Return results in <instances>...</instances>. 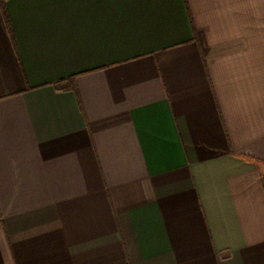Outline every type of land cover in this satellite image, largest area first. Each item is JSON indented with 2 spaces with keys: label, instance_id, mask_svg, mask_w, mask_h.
Returning <instances> with one entry per match:
<instances>
[{
  "label": "crops",
  "instance_id": "obj_1",
  "mask_svg": "<svg viewBox=\"0 0 264 264\" xmlns=\"http://www.w3.org/2000/svg\"><path fill=\"white\" fill-rule=\"evenodd\" d=\"M0 264H264V0L0 5Z\"/></svg>",
  "mask_w": 264,
  "mask_h": 264
},
{
  "label": "trees",
  "instance_id": "obj_2",
  "mask_svg": "<svg viewBox=\"0 0 264 264\" xmlns=\"http://www.w3.org/2000/svg\"><path fill=\"white\" fill-rule=\"evenodd\" d=\"M5 1L6 0H0V5H1V7L4 9V7H5Z\"/></svg>",
  "mask_w": 264,
  "mask_h": 264
}]
</instances>
